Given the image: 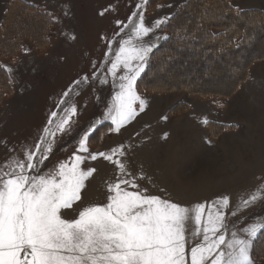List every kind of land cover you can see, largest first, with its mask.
Returning a JSON list of instances; mask_svg holds the SVG:
<instances>
[{
	"label": "rangeland",
	"instance_id": "374dc122",
	"mask_svg": "<svg viewBox=\"0 0 264 264\" xmlns=\"http://www.w3.org/2000/svg\"><path fill=\"white\" fill-rule=\"evenodd\" d=\"M26 1L50 11L55 28L45 53H37L25 41L18 54L22 53L19 65L23 72H12V94L0 102V168L13 159L24 160L25 152L34 150L45 137L52 152L33 172L44 174L60 162L69 161L90 128L111 123L104 116L119 81L114 80L108 68L119 42L133 36L129 20L139 23L143 15L144 25L152 31L141 43L153 50L165 38L164 24L186 0H162L150 13L146 12V0ZM8 2L0 0V22ZM232 2L241 9L264 12V0ZM157 21L164 22L157 27ZM124 25L129 26L121 31ZM262 41L264 33L259 38ZM4 62L11 68L10 61ZM213 62L202 61L198 66L183 63L175 72L182 78H195V73L213 78L217 75L210 72ZM232 66L225 67L222 77L231 73ZM248 68L247 78L235 91L219 99L199 98L184 90H137L147 103L145 111L119 133L113 131L111 123V129L97 135V144L88 143L89 151L108 152L123 145L125 156L120 159L131 174L129 178H136L140 188H146L150 195L184 206L211 203L227 196L230 204L224 209L226 239H231L232 232L243 235L242 229L264 224V58L255 59ZM65 92L69 94L65 96ZM180 102L187 103L188 108L171 115L170 109ZM72 107L76 108L75 115H71ZM53 112L57 113L55 118L51 116ZM65 116H70L69 125L65 131H57V124ZM231 125L234 127L228 128ZM46 127L55 132V137L45 136ZM82 168L97 169L82 192L83 205L107 203V183L116 180L117 167L98 159L86 160ZM257 193L259 198L254 203L242 207L244 200ZM194 228V222L189 220L186 232L190 234ZM253 264H264V260Z\"/></svg>",
	"mask_w": 264,
	"mask_h": 264
},
{
	"label": "snow or ice",
	"instance_id": "6c2138e0",
	"mask_svg": "<svg viewBox=\"0 0 264 264\" xmlns=\"http://www.w3.org/2000/svg\"><path fill=\"white\" fill-rule=\"evenodd\" d=\"M163 22L157 21L156 26ZM129 24L133 36L119 42L108 68L119 83L104 119L111 121L117 133L147 107L137 93V80L152 51L141 42L152 29L144 25L142 14L139 23L130 19ZM70 112L75 115L76 108ZM51 116L55 118L57 113ZM69 121L70 116L62 118L56 130L65 131ZM94 130L93 126L83 134L69 161L47 173L33 174L52 152L45 137L34 150L25 152L24 160L13 159L0 168V264H253L249 251L264 233V224L242 229L243 235L232 232L231 239H226L227 196L184 206L150 195L136 178H129L131 174L120 159L125 156L123 145L108 152L89 151V135ZM44 133L55 137L50 128ZM98 159L114 164L117 178L107 183V203L84 206L82 192L97 169H84L82 164ZM258 198L259 193L253 194L242 207ZM70 214L72 218H68ZM189 220L195 225L190 234L186 232Z\"/></svg>",
	"mask_w": 264,
	"mask_h": 264
},
{
	"label": "trees",
	"instance_id": "16d2710c",
	"mask_svg": "<svg viewBox=\"0 0 264 264\" xmlns=\"http://www.w3.org/2000/svg\"><path fill=\"white\" fill-rule=\"evenodd\" d=\"M161 1L146 0V12L153 11ZM54 28L55 20L46 8L26 0H9L0 22V102L12 94V82L2 61L14 62L25 41L37 53H45ZM163 30L165 38L150 52L145 70L137 80L138 91L184 90L199 98L219 99L234 92L247 78L252 61L264 58V41L259 42L264 33V12L254 8L239 9L232 0H186L170 16ZM258 47L262 50L258 51ZM202 61H214L210 72L217 75L208 80L194 69L198 74L195 73L196 79L182 78L175 72L183 63L198 66ZM231 65V73L222 77L225 67ZM213 79L218 83L212 82ZM187 108V103L180 102L170 113ZM109 129L111 123L101 124L90 134L88 143L97 144V135ZM250 257L253 262L264 260V233L253 242Z\"/></svg>",
	"mask_w": 264,
	"mask_h": 264
},
{
	"label": "crops",
	"instance_id": "0c3cea01",
	"mask_svg": "<svg viewBox=\"0 0 264 264\" xmlns=\"http://www.w3.org/2000/svg\"><path fill=\"white\" fill-rule=\"evenodd\" d=\"M234 6L240 8L238 5H236L234 2H232ZM241 9V8H240ZM24 53H27V51L25 50ZM22 54V53H21ZM21 54L18 56V58L14 61V62H9L8 64H10L11 68H8L6 65H5V62L2 63L3 66L5 67V69L7 70L8 74H9V77H10V80L12 82V72H16V74H20L21 72H23L21 69L22 67L19 65V58L21 56ZM28 54V53H27ZM8 69H11V71H8ZM13 85V83H12ZM212 163V162H211Z\"/></svg>",
	"mask_w": 264,
	"mask_h": 264
}]
</instances>
